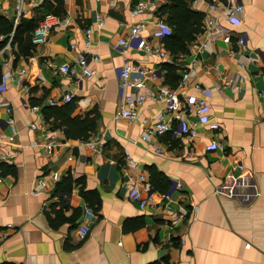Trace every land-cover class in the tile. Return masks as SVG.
<instances>
[{"label": "crops", "instance_id": "1", "mask_svg": "<svg viewBox=\"0 0 264 264\" xmlns=\"http://www.w3.org/2000/svg\"><path fill=\"white\" fill-rule=\"evenodd\" d=\"M139 1L116 0L111 9V0H32L16 19L15 0H0V17L13 21L14 27L36 25L48 12L70 20L53 30L46 43L32 41L29 57L18 55L9 42L0 51V101L11 104L18 131L9 143V117L0 111V149L12 156L0 163V239L5 236L0 264H264V0H239L244 10L236 24L217 16V27L208 36L203 34L206 4L190 1V8L203 16L199 35L206 47L198 56L190 55L188 47L178 65L135 49L125 54L116 49L119 39L140 22L149 23L144 36L167 49L161 34L163 27L173 31L167 16L137 11ZM113 11L120 20L110 16ZM98 17L106 21L102 28ZM157 22L161 26L153 28ZM89 28L94 31L88 47ZM241 35L246 37L243 49L236 44ZM82 55L99 57L90 64L94 77L61 73L63 65L75 64ZM217 59L224 75L245 80L238 93L216 91L223 78L212 67ZM126 63L160 69L162 83L175 89L189 69L192 80L212 90L197 138L167 134L142 141L163 109L150 100L138 121L115 118L123 95L117 70ZM22 70L25 86L14 80ZM67 94L74 97L69 104L74 116L97 114L96 131L87 140L67 137L61 122L49 115L50 101ZM186 94L201 95L193 88ZM31 106L40 107L39 114ZM40 118L45 120L42 130H31ZM95 138L101 151L87 144ZM213 141L222 149L213 148ZM47 146L53 147L50 157L43 155ZM157 148L165 153L157 154ZM152 167L171 183L183 185L171 192V211L164 209L163 192L152 187ZM52 173L60 175L59 181L33 194L38 180ZM141 173L148 178L138 188L140 197L152 195L154 210L142 209L126 188ZM84 192L93 196L91 204ZM86 208L95 218L81 240L77 229Z\"/></svg>", "mask_w": 264, "mask_h": 264}, {"label": "built area", "instance_id": "2", "mask_svg": "<svg viewBox=\"0 0 264 264\" xmlns=\"http://www.w3.org/2000/svg\"><path fill=\"white\" fill-rule=\"evenodd\" d=\"M163 0H140L135 8L139 12H157L161 6ZM195 3H204L207 6V14L204 18V32L206 36L210 35L217 27V16L222 17L225 21L230 24H236L238 15L243 12L244 8L239 0H196ZM31 4L32 0H15V17L19 19L24 12L25 5ZM116 0H111L110 8H114ZM97 22L100 28L104 27L106 21L103 17H98ZM70 20L60 19L52 13H46L43 18L37 23V26L33 32V44L40 45L48 41L50 33L61 25H69ZM161 26L160 22H157L154 26ZM149 29V23L140 22L133 26L127 34L119 39L116 49L120 53H127L129 50L135 49L146 54L157 56L162 60H168L171 63L176 62L177 65L186 56L179 54L175 58L171 56L170 52L162 45H158L148 40L144 36V32ZM164 29V31H163ZM93 29L89 28L85 33V45L91 46L93 43ZM161 34L168 33V29L163 27ZM202 35H199L196 40L190 44L189 52L190 55L198 56L204 53L206 43L201 41ZM224 40L229 43L231 42V35L227 34ZM8 44V47L10 46ZM239 49H243L246 46V37L241 35L237 42ZM75 48V46H72ZM99 57L82 55L78 58L77 62L72 65H63L60 68L61 73L72 77V78H92L96 75V70L90 67L91 62H98ZM213 69L221 72L223 75L221 84L217 86L216 91L223 93L229 91L232 94L238 93L245 80L240 77L237 79H231L227 75H224L221 69L219 60L213 64ZM244 67V66H243ZM210 73V70H207ZM120 91L122 97L120 99L122 105L116 112V119H126L129 122H136L141 116V108L147 100H150L156 104L162 106V111L158 114L156 121L153 125H150L146 130L141 140L144 142L149 141L154 137H162L167 134H171L176 138H187L190 141L198 137L199 131L203 122L207 119V111L209 109V103L213 96L212 90L204 87L201 83L192 80L191 71L185 70L182 73L181 80L178 84V88H172L167 84L162 83V71L160 69L148 68L142 64L126 63L117 70ZM26 70H22L19 75L16 76L15 83L17 85L25 86ZM2 84H0V88ZM193 88L197 90L201 95L193 96L186 94L188 89ZM134 91L127 93V91ZM74 97L70 94L65 95L59 100H52L49 103L50 107H57L59 105H67L73 102ZM31 111L39 114L40 107L31 106ZM0 111H3L8 117L7 127L10 128L11 134L8 137L9 143H14L17 135V128L12 119L13 108L10 103L0 101ZM193 117L194 119H191ZM45 125V120L40 118L37 122L31 125V130L38 131L42 130ZM1 139V136H0ZM98 138L88 142L95 151H101L102 145ZM212 147L216 149H222V146L215 141L212 142ZM100 149V150H99ZM157 154L163 155L164 149L157 148ZM43 155L50 157L53 155V147L47 146L43 149ZM9 152L2 151L0 149V163L8 162L11 159ZM129 161L133 170H137L138 166L130 158L126 159ZM147 175L141 173L132 183L126 184L127 190H129L131 197L138 200L139 205L144 210L156 209L157 202L152 195H148L145 198L140 197L139 186L147 182ZM60 179L58 173H52L46 177L40 178L37 182L36 187L33 190V194L40 195L49 188V184L52 182L56 184ZM2 178L0 177V184ZM182 190L183 185L181 183H173L172 187L168 192L162 193L161 197L165 201L164 209L171 211V192L175 190ZM195 211L199 210V207H194ZM95 218V213L91 208H86L85 217L83 223L77 229V237L81 240L85 239L90 231L91 225ZM11 227V226H10ZM5 239V236L2 237ZM1 238V239H2ZM0 239V240H1Z\"/></svg>", "mask_w": 264, "mask_h": 264}, {"label": "trees", "instance_id": "3", "mask_svg": "<svg viewBox=\"0 0 264 264\" xmlns=\"http://www.w3.org/2000/svg\"><path fill=\"white\" fill-rule=\"evenodd\" d=\"M190 1L192 0H166V3L159 8L160 14L167 16L173 29L172 32L163 35L165 46L173 55L187 53L189 45L202 32L203 16L201 12L190 8ZM36 26L37 24L29 23L27 26L20 24L14 27L13 21L0 17V51L8 42H11V47L16 48L18 55L31 56L34 51L32 34ZM74 111V106L67 104L57 108L52 107L49 115L61 122L67 137L87 140L96 131L97 114L93 111L84 116H74ZM149 173L154 190L163 193L170 190L173 183L155 167L150 168ZM83 197L87 203L91 204V197L93 196L89 192H84Z\"/></svg>", "mask_w": 264, "mask_h": 264}, {"label": "water", "instance_id": "4", "mask_svg": "<svg viewBox=\"0 0 264 264\" xmlns=\"http://www.w3.org/2000/svg\"><path fill=\"white\" fill-rule=\"evenodd\" d=\"M110 16L120 20V16H119L118 12L113 11V12L110 13Z\"/></svg>", "mask_w": 264, "mask_h": 264}]
</instances>
